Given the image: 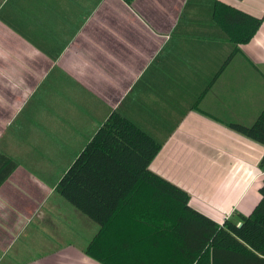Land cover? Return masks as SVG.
I'll return each instance as SVG.
<instances>
[{"label": "crops", "instance_id": "1", "mask_svg": "<svg viewBox=\"0 0 264 264\" xmlns=\"http://www.w3.org/2000/svg\"><path fill=\"white\" fill-rule=\"evenodd\" d=\"M217 1L264 15V0ZM186 2L0 0V154L16 163L0 186V260L101 264L84 253L99 225L55 188L106 124L161 143L148 169L217 223L258 204L264 147L225 124L264 109V20L214 79L230 44Z\"/></svg>", "mask_w": 264, "mask_h": 264}, {"label": "trees", "instance_id": "2", "mask_svg": "<svg viewBox=\"0 0 264 264\" xmlns=\"http://www.w3.org/2000/svg\"><path fill=\"white\" fill-rule=\"evenodd\" d=\"M130 3L132 0H123ZM206 7L230 44L216 76L260 28L256 18L217 0H187ZM233 132L264 147V109L251 125L228 122ZM102 128L56 185V192L99 225L84 253L101 264H264V185L247 216L221 224L195 210L190 197L148 169L161 143L127 127ZM97 140V141H98ZM16 163L0 154V186ZM264 171V154L259 162Z\"/></svg>", "mask_w": 264, "mask_h": 264}, {"label": "rangeland", "instance_id": "3", "mask_svg": "<svg viewBox=\"0 0 264 264\" xmlns=\"http://www.w3.org/2000/svg\"><path fill=\"white\" fill-rule=\"evenodd\" d=\"M10 262L11 261H8V257L3 258V259L0 260V264H7V263L10 264Z\"/></svg>", "mask_w": 264, "mask_h": 264}]
</instances>
